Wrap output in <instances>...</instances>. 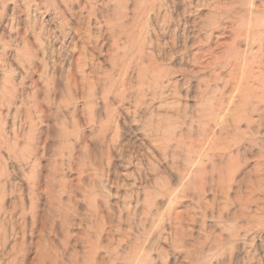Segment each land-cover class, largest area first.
<instances>
[{"label":"rangeland","instance_id":"1","mask_svg":"<svg viewBox=\"0 0 264 264\" xmlns=\"http://www.w3.org/2000/svg\"><path fill=\"white\" fill-rule=\"evenodd\" d=\"M0 264H264V0H0Z\"/></svg>","mask_w":264,"mask_h":264},{"label":"bare ground","instance_id":"2","mask_svg":"<svg viewBox=\"0 0 264 264\" xmlns=\"http://www.w3.org/2000/svg\"><path fill=\"white\" fill-rule=\"evenodd\" d=\"M164 93V92H163ZM232 104V103H231Z\"/></svg>","mask_w":264,"mask_h":264}]
</instances>
